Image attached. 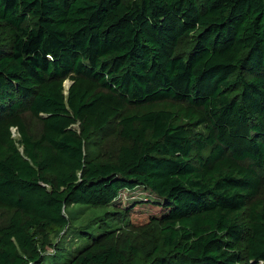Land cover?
<instances>
[{
  "label": "trees",
  "instance_id": "16d2710c",
  "mask_svg": "<svg viewBox=\"0 0 264 264\" xmlns=\"http://www.w3.org/2000/svg\"><path fill=\"white\" fill-rule=\"evenodd\" d=\"M136 186L155 212L114 206ZM74 204L118 226L65 264H264V0H0V264Z\"/></svg>",
  "mask_w": 264,
  "mask_h": 264
},
{
  "label": "rangeland",
  "instance_id": "374dc122",
  "mask_svg": "<svg viewBox=\"0 0 264 264\" xmlns=\"http://www.w3.org/2000/svg\"><path fill=\"white\" fill-rule=\"evenodd\" d=\"M65 84L67 86L68 80ZM113 125L114 123L109 125L107 134L103 136V138L97 137L100 140V143L97 148L93 149L92 153L94 156L102 158L112 156L121 144L126 143L119 136L118 128L115 129ZM14 138L18 139L16 132H14ZM150 201L162 202L163 199L157 197L148 188L136 186L133 189L122 190L116 199L114 206L126 208L135 205L136 208L144 213L155 212V208L152 204H149ZM67 213L69 215V226L67 230L60 232L58 235L54 234L51 237V242L53 243H56L58 240L60 241V249H57L54 253L46 254L42 264H65L70 256L77 253L88 244L91 237L101 233L104 228L118 226V221L116 219H110L111 215L116 214L115 210L112 208H95L87 205L74 204L67 208ZM6 217V212H0V225L4 223ZM153 233L154 228H151L138 239L139 243L143 246V248L139 247L140 250L138 254L140 256L144 254L145 249L151 243V239H147L146 236L151 237ZM48 251L52 252V249L49 248Z\"/></svg>",
  "mask_w": 264,
  "mask_h": 264
},
{
  "label": "built area",
  "instance_id": "2783aa9c",
  "mask_svg": "<svg viewBox=\"0 0 264 264\" xmlns=\"http://www.w3.org/2000/svg\"><path fill=\"white\" fill-rule=\"evenodd\" d=\"M13 131H15V130H13Z\"/></svg>",
  "mask_w": 264,
  "mask_h": 264
},
{
  "label": "clouds",
  "instance_id": "9594fccd",
  "mask_svg": "<svg viewBox=\"0 0 264 264\" xmlns=\"http://www.w3.org/2000/svg\"><path fill=\"white\" fill-rule=\"evenodd\" d=\"M66 85V84H65ZM68 85V84H67Z\"/></svg>",
  "mask_w": 264,
  "mask_h": 264
},
{
  "label": "water",
  "instance_id": "95a60500",
  "mask_svg": "<svg viewBox=\"0 0 264 264\" xmlns=\"http://www.w3.org/2000/svg\"><path fill=\"white\" fill-rule=\"evenodd\" d=\"M68 86V85H67Z\"/></svg>",
  "mask_w": 264,
  "mask_h": 264
}]
</instances>
